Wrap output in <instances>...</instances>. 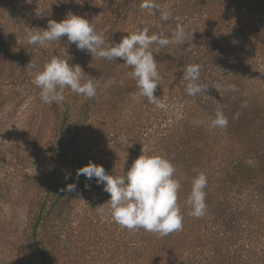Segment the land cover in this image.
Masks as SVG:
<instances>
[{"label": "trees", "instance_id": "obj_1", "mask_svg": "<svg viewBox=\"0 0 264 264\" xmlns=\"http://www.w3.org/2000/svg\"><path fill=\"white\" fill-rule=\"evenodd\" d=\"M70 2L65 18L71 12L88 19L106 43L145 27L149 35L171 38L177 24L186 40L153 51L161 77L154 95L164 109L136 95L132 69L121 58H92L75 44L60 54L47 50L48 56L81 66L98 79V87L92 99L66 88L58 103V143L46 173L35 180L41 191L26 228V264H264V0H153L157 7L151 9H141L142 0ZM161 9L171 13L167 21ZM0 32L26 41L20 25L9 28L0 20ZM21 46L11 57L23 66ZM50 59L32 63L42 69ZM189 64L200 65L206 95L187 94L182 76ZM217 107L228 125L212 129ZM73 115L72 137L66 140ZM143 152L164 156L176 167L179 232L161 237L122 228L104 205L110 194L95 178L81 175L76 191H66L89 162L119 176ZM197 171L208 180L201 218L189 215L185 204Z\"/></svg>", "mask_w": 264, "mask_h": 264}, {"label": "clouds", "instance_id": "obj_2", "mask_svg": "<svg viewBox=\"0 0 264 264\" xmlns=\"http://www.w3.org/2000/svg\"><path fill=\"white\" fill-rule=\"evenodd\" d=\"M140 7L151 9L157 5L153 0H142ZM170 16L169 11L161 9V20L167 21ZM25 38L29 45L61 42L66 38L70 44H75L78 50L90 53L92 58L108 61L121 58L124 64L132 69L128 75L136 83V95L164 109L166 105L154 95L161 77L153 51L158 52L160 48L170 44H183L186 32L182 25L177 24L169 38L163 33L149 35V29L145 27L129 32L119 43H106L104 34L98 33L88 19L68 12L66 18L59 22L49 20L46 29L29 28ZM26 68L33 70L36 65L30 61ZM200 76L199 64H189L185 67L182 78L187 82L186 92L189 96L206 95L209 85L202 84ZM97 80L86 75L81 66L72 65L68 60L56 56L45 62L42 69H37L33 77L34 85L40 90L39 99L42 104L63 102L66 88L85 99H92L97 94ZM121 84L123 85V81ZM211 86L217 90L221 87L216 83ZM228 89L236 90L234 85H229ZM227 125V117L222 108L217 107L209 127L215 129ZM176 171V167L168 158L146 155L143 152L134 160L128 171L119 176L109 175L103 166L89 162L77 170L76 182L68 184L66 191H76L81 175L89 181L95 178L96 183L102 184L104 191L110 194V199L104 205L108 206L116 224L129 231L143 229L163 237L183 229V215L178 204L181 182L176 178ZM207 184V176L202 171H197L191 179V189L185 204L190 208L189 215L192 217L201 218L206 214ZM85 187L89 185L86 184ZM104 205L100 206L101 212Z\"/></svg>", "mask_w": 264, "mask_h": 264}, {"label": "rangeland", "instance_id": "obj_3", "mask_svg": "<svg viewBox=\"0 0 264 264\" xmlns=\"http://www.w3.org/2000/svg\"><path fill=\"white\" fill-rule=\"evenodd\" d=\"M67 3L70 0H0V20L9 28L20 25L25 31L46 29L49 20L59 22L65 18ZM1 37L0 264H26V228L41 191L35 180L46 173L47 163L56 152L62 113L58 103L40 102V90L33 83L35 71L40 68L29 70L26 62L50 59L47 50H58L60 54L70 43L64 44V38L61 42L29 45L17 36L7 37L0 32ZM18 44L22 45L18 53L23 66L11 57ZM74 119L75 115L66 127V140L72 137Z\"/></svg>", "mask_w": 264, "mask_h": 264}]
</instances>
